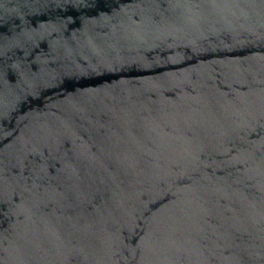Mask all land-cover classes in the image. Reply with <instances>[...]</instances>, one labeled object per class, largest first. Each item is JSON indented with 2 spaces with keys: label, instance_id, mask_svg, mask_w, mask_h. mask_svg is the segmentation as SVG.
I'll return each mask as SVG.
<instances>
[{
  "label": "water",
  "instance_id": "1",
  "mask_svg": "<svg viewBox=\"0 0 264 264\" xmlns=\"http://www.w3.org/2000/svg\"><path fill=\"white\" fill-rule=\"evenodd\" d=\"M0 264H264V0H0Z\"/></svg>",
  "mask_w": 264,
  "mask_h": 264
}]
</instances>
